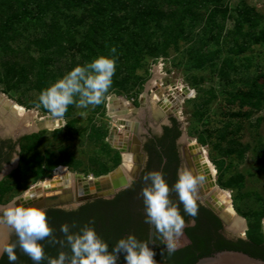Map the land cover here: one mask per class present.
Listing matches in <instances>:
<instances>
[{
    "label": "rangeland",
    "instance_id": "rangeland-1",
    "mask_svg": "<svg viewBox=\"0 0 264 264\" xmlns=\"http://www.w3.org/2000/svg\"><path fill=\"white\" fill-rule=\"evenodd\" d=\"M78 1L73 0L68 9L63 4L52 6L42 0V10L34 13L37 18L22 20L15 36L0 45V96L33 112V122L38 113L52 116L38 106V97L55 83L54 76L64 77L75 66L86 65L100 56L115 59L113 83L103 103L88 108L69 105L63 119L57 118L62 121L60 127L51 128L53 124L35 132L42 135L44 162L50 163L46 158L51 157L53 163L49 167L59 166L57 170L87 178L115 170L121 164L122 154L110 144L109 135L120 124L109 103L115 100L121 105H134L140 113L129 109L127 118L141 124L146 114L148 126L155 129L150 97L159 68L155 80L161 98H167L177 88L187 94L192 92L177 110L173 109L172 115L179 121L185 145L194 141L203 148L213 171L214 186L228 194L233 211L245 220L248 229L243 214L252 210L264 212V106L253 110L249 117L233 113L252 109L242 107L238 95L246 89L242 81L257 78L263 69L264 43H255L254 37L264 29V0H219L218 12L209 19V24L207 15L201 17L193 31L187 30L186 40L172 43L166 55L158 57L150 55L153 51L144 46L148 44L146 40L136 44L139 31L129 20L118 26L119 32L115 34L106 23L102 34L94 31L89 26L92 20L89 9L95 0H84L80 6L76 4ZM115 11L120 17L123 15L118 8ZM241 13L249 20L238 23ZM60 36L67 37L64 49L58 43ZM152 41L158 42L159 38L152 37ZM197 59L202 60L199 67ZM142 93L146 96L140 99ZM143 134L140 125V140ZM132 146L133 143L129 148ZM22 162V166H27L28 162L24 159ZM48 169L43 174L22 172L15 184V194H21L33 182L43 184L44 179L51 177ZM181 169L187 168L182 165ZM260 224L264 236V216ZM246 231L240 235L244 239ZM180 243L182 246L184 241L180 239Z\"/></svg>",
    "mask_w": 264,
    "mask_h": 264
},
{
    "label": "trees",
    "instance_id": "trees-1",
    "mask_svg": "<svg viewBox=\"0 0 264 264\" xmlns=\"http://www.w3.org/2000/svg\"><path fill=\"white\" fill-rule=\"evenodd\" d=\"M46 1L48 5L55 6L63 4L68 9L72 7L71 3H73V0ZM83 1L84 0H79L76 3L77 6L82 5ZM218 1L219 0H95V2L91 3L92 6L89 9L92 19L89 26L94 29V31L97 30V32L100 31L101 33L106 23L108 24L107 26L113 29V34H115V32H119L117 27L122 26L123 22L129 20L133 27L139 31L136 36V40H138L136 44L139 45L142 39L146 40L148 44H144V46L153 51L150 55L158 57L160 55H166L172 43L174 44L180 40H186L188 35L187 30L193 31L200 23L201 17L207 15L208 21L206 20V22L209 24V19L214 18L216 12H218ZM41 3L42 0H0V45L15 36L22 20L26 21L28 17L37 18V13L39 14V10L43 8ZM30 6L33 7L30 8ZM117 8L118 12L123 11L121 17L116 14L115 10ZM200 9H203V12ZM239 19L241 22L238 21V23H242L245 19L249 20L246 14L242 13ZM123 30L120 32L122 35ZM203 32L205 31L203 30ZM67 33L68 32L65 34L67 35ZM152 37H155V39L159 38V41L150 42ZM66 40L67 37L64 36L58 38V43L62 45L63 49ZM254 41L259 44L264 43V29L260 30L258 35L254 37ZM196 51L198 53L199 49ZM192 54L193 51L190 50L189 55H191V57ZM195 61H197L196 65L198 67L201 66L202 63L200 61L202 60L197 59ZM262 68L257 78L250 81H242L246 83V89L240 91L238 95L241 106H248L252 109L250 111L233 113L234 116L249 117L253 110L260 109L264 106V62ZM60 77H63V75L59 74L54 76V81L56 82V79ZM37 84L40 86L41 81H38ZM172 131H174L173 137H176L180 133L175 129ZM40 136H42L41 133L32 134L23 138L26 143L34 141L38 144L37 140L41 138ZM174 139L175 138H169L168 142H171V144H169V146L164 145V152L167 163H174V167H177L178 156L173 145ZM26 147L25 145V148ZM25 148L23 146V152ZM35 159L37 161L40 160L38 153H36ZM47 160L50 161V163L47 162L48 164H46L45 162L46 168H51L49 166L53 163V160L51 157L46 158V161ZM54 164H57V162ZM197 204L198 215L195 217L196 225L185 230V233L190 239V244L178 249L171 255H168L167 252H165L164 256H161V254L158 255L159 261L157 260V264H195L200 258L211 256L223 250L239 251L251 257L264 260V236L260 224L264 216L263 211L252 210L248 213H244L243 216L247 219L248 224V229L246 231L247 238L233 241L224 238L221 234L214 233L215 236H210L204 231L201 232L200 225H202V223L204 224L205 221L212 222V225L215 224L217 228L221 226V223L210 210L198 202ZM46 214L48 224L53 229V237L57 240H64V234L60 231L61 225L64 224L69 225L70 233L73 234L79 233L85 226L93 228L98 237L108 244L109 251H111L116 243L122 239V216L119 196L109 200L95 199L88 201L76 211H55L52 214ZM188 217L190 218L191 216L186 215L183 218L186 220ZM51 239L52 237H49L40 241L45 252V259L42 260L40 264H48V259L57 258L61 251L71 255V250L67 243L61 247L58 243H51ZM15 251L18 259L14 264H35V262L18 246ZM0 264H13V262L8 260L7 254H4L0 260ZM117 264H125V261L119 258Z\"/></svg>",
    "mask_w": 264,
    "mask_h": 264
},
{
    "label": "clouds",
    "instance_id": "clouds-1",
    "mask_svg": "<svg viewBox=\"0 0 264 264\" xmlns=\"http://www.w3.org/2000/svg\"><path fill=\"white\" fill-rule=\"evenodd\" d=\"M112 52H115L114 48ZM115 70V59L105 56L97 57L83 66L77 65L40 93L38 106H43L53 117L60 119H63L69 105H75L77 108L98 106L104 102L112 86ZM154 131L157 135H163L162 128ZM205 179L204 175L181 169L178 171L176 183L170 188L159 171L149 172L143 177L147 184L141 192L145 205V223L154 225L161 238L164 245L161 256H164L165 252L168 255L176 252L181 247L180 238L184 228L195 225L199 188ZM133 183V178L129 176L128 186L131 187ZM173 191L177 194L185 213L193 217L188 224L180 214L178 204L170 199V193ZM79 206L72 204L64 211H76ZM60 231L64 234V240L53 237L47 214L40 208L19 206L16 202L0 206V255L7 254L8 260L13 264L18 259L15 251L17 246L35 264H40L45 259L44 247L40 241L49 237H52L51 243H58L61 247L67 243L71 255L61 251L57 258H49L48 264H117L121 253L124 254L125 264H157L154 258L156 252L147 243L138 241L134 235L120 239L109 251L108 244L101 240L91 227L85 226L79 233L73 234L70 233L69 225L64 224L61 225ZM13 233L17 237V243L9 242Z\"/></svg>",
    "mask_w": 264,
    "mask_h": 264
},
{
    "label": "flooded vegetation",
    "instance_id": "flooded-vegetation-1",
    "mask_svg": "<svg viewBox=\"0 0 264 264\" xmlns=\"http://www.w3.org/2000/svg\"><path fill=\"white\" fill-rule=\"evenodd\" d=\"M166 102H168L167 98H161V101H159L157 106L156 105L153 106V103H151L150 105L151 111L154 112L157 116L160 115L158 111L159 110L158 107L165 105ZM123 104L127 106L125 103ZM170 106H172V108H170L171 110L167 109L164 111L162 115L163 118H161V121L159 123L154 121V126L155 125L157 126L155 129L162 128L163 135H157L153 129V125L148 126L147 124L148 117L146 114L144 116L145 118L143 119L141 118L140 125H142L144 129V134L140 137L142 138L140 140L141 142L140 152L143 154L142 166L136 178L133 179L134 183L131 185V187L127 186L123 189H120L112 198H110V199H114L117 196H119L121 216H122L121 217L122 239H126L129 235H134L138 241L147 243L149 223H145V218H146L145 205H144L143 197L141 195L142 189L146 187L147 184L143 180V177L149 172L159 171L163 174L165 181L171 188L178 179V171L180 170L181 166L182 165L185 166L183 157H182V149L185 143L181 139L182 132H181V128L179 125V121L176 116L172 115L173 114L172 112L174 111L173 105H170ZM138 112L140 113V111ZM38 116H39L38 119H36L37 122L40 121L43 117L44 118L46 117L48 119L50 118L51 121L53 120L54 127H51V128H57L62 125L61 120H58L57 118H54L52 116H47V115H43L39 113H38ZM127 116H124L125 118L121 119V121L127 119L130 122H133L134 127H135V123L138 121H135L133 119L130 120L129 118H127ZM38 123L40 124L41 122H38ZM39 124L35 128L27 129L20 135H18V133L16 132L9 131L4 124H0V206H8L12 204L13 202H16V204L19 206L27 207L28 206L27 203L29 201L31 203H34V202H37L38 200L43 201L46 199H51V198L53 199L55 198L57 194L60 193L59 191H61L56 188L54 189L48 188V186L51 183H57V182L60 183L61 177L55 176V171L57 170V168H59L58 166V167H53V168L48 169L50 172V176L52 178L50 177V178L44 179L43 184H41L40 181L33 182L30 188L28 187L21 194H15V191L17 189L15 184H16V181L20 179V174L22 172H27V173L29 172L31 174H36V173L43 174L45 172L46 165L44 162V158L42 157L43 149L41 150V148H43V139L38 138L37 140L38 144H36V142L34 141L29 142L30 143L29 144V143H26L23 138L25 136L36 134L35 133L36 131L39 132L40 130L46 129V128H43L44 126L41 128H38ZM134 127L132 128V133H131L132 135L130 136V139L133 136ZM125 128L129 129L130 127H126L120 124V127L116 128V130H119V132H116L117 135L121 136L122 133L125 132ZM173 129L180 132L179 135H177L176 137H173V132H174L172 131ZM169 138H175L173 140V145L176 149V153L178 156L177 167H174L175 166L174 163H167V160L165 158V152H164L165 146L164 145L169 146V144H171V142H168ZM158 143H161V144H158ZM25 145L27 146L26 148H25ZM130 145L131 144L125 145L122 143V149L126 147H130ZM23 146L25 148V151H24V153H26V155L24 154L25 156L22 155ZM36 153H38L40 157L39 161L35 159ZM22 159L28 162L27 166L21 165L23 163ZM70 175L73 176V174L71 173ZM64 179H68L69 185H70L71 180L69 178H64ZM37 187L41 189V192H42L41 198H36L37 195H35V192L32 194V191ZM67 191H64V193L65 192L67 193ZM170 199L174 203L178 204L180 214L183 217L186 216L187 214L184 211V207L182 204L179 203V198L174 191L170 193ZM197 202L200 203L202 206L206 207L208 210H210L207 206H205L201 202L199 197H198ZM69 205L70 204L63 205V206L60 205V206H53V207L52 206L44 207L42 210H44L48 214H52L55 211H64V209L68 207ZM65 212H68V211H65ZM192 219L193 217L186 218L185 220L186 224H188ZM217 219L221 223L220 227L217 228L215 224L212 225V222L205 221L204 224L202 223V225H200L201 232L204 231L205 233H208L210 236L212 235L215 236L214 233L221 234L222 236H224V238L233 240V241L237 239H244L242 238V236H240L241 232H239V235H236L234 233L233 235L229 234L223 222L218 217ZM195 225H196V220H195ZM194 226H187L184 228L183 236L180 238L181 240L184 241V244L181 247H179V249L190 244V239L188 235L185 233V230L189 227H194ZM4 234L5 235L7 234L6 230ZM9 242L17 243V237L14 233L11 234L9 238ZM163 247L164 245L162 244L161 238L159 237V234L155 230L153 250L156 252V256L154 257L156 261L159 259L158 255L161 254V249ZM3 255H0V260L3 257ZM119 258L125 261L123 253L119 255Z\"/></svg>",
    "mask_w": 264,
    "mask_h": 264
},
{
    "label": "water",
    "instance_id": "water-1",
    "mask_svg": "<svg viewBox=\"0 0 264 264\" xmlns=\"http://www.w3.org/2000/svg\"><path fill=\"white\" fill-rule=\"evenodd\" d=\"M177 91L173 90L174 96L168 97V102L175 104L176 101L177 105L174 106V110H177L179 108V104L177 102L184 99L185 95H182L181 93H175ZM146 94L142 93L140 96V99L145 98ZM120 101V100H119ZM110 104V103H109ZM114 105V104H113ZM113 105L108 106L109 109L112 108ZM127 108H129L133 112H138L139 109L136 108L134 105L129 104L128 106H121L119 108L120 112L126 113ZM110 115V114H109ZM112 116V115H110ZM151 117L153 118V121L159 123L161 121V117L155 116L153 112L151 111ZM120 124V122H118ZM123 125L126 127H129L131 125V122L129 120H123ZM139 122L135 123L134 131H133V137H132V148L126 147L122 149V143L125 144V138L127 136V133L123 132L121 136L112 135V131L109 135V142L110 144L119 149L122 154V161L121 164L112 172L100 176V177H92L93 179L86 180L81 175H74L75 180V186L72 190L68 191L67 193L64 191H67L68 189V179H62L60 180V183H51L48 188L50 189H58L60 193L55 196V198L46 199L37 201L34 203H31L30 201L27 203L28 206L31 207H37L40 209H43L44 207H50V206H63L67 204H79L81 201H92L95 199H110L112 198L120 189H123L128 186V177L131 176L133 179L136 178L143 162V154L140 152V139L138 138V129H139ZM18 133V135L22 134ZM123 138V139H122ZM182 141H184V138H181ZM123 141V142H122ZM203 148L197 144L196 142H191L190 144H186L183 146L182 149V157L184 164L187 168V170H190L193 172V174H199L204 175L206 177L204 184L199 188L198 197L200 198L201 202L207 206L225 225L226 229L228 228L230 224V218L228 216L229 212H225L230 203L229 197L224 194V191L216 188V190L212 191L210 194L205 193L212 190L214 186L213 181V175L211 174V168L208 166L205 161L204 155H203ZM127 156L128 158H133V165L132 169L129 171H126L124 169V156ZM194 157L196 161L198 162V165L201 166L200 168L195 169L192 160L190 157ZM207 158V157H206ZM196 164V163H195ZM83 178V179H81ZM78 179H81L78 181ZM92 180L95 183L96 189L93 187ZM32 191V190H31ZM35 192V195H37L36 198H41V189L39 187L35 188L32 193ZM34 195V196H35ZM207 195V196H206ZM33 197V196H32ZM216 197L221 198V201H214ZM228 197V198H227ZM216 203H219L218 205ZM231 205V204H230ZM219 206V207H218ZM247 229V227H246ZM228 230V229H227ZM229 231V230H228ZM154 232L155 228L154 225L148 224V240L147 244L150 248L153 249L154 246ZM195 264H264V260L257 259L254 257H251L243 252L239 251H232V250H223L220 252H216L211 256L203 257L197 260Z\"/></svg>",
    "mask_w": 264,
    "mask_h": 264
},
{
    "label": "bare ground",
    "instance_id": "bare-ground-1",
    "mask_svg": "<svg viewBox=\"0 0 264 264\" xmlns=\"http://www.w3.org/2000/svg\"><path fill=\"white\" fill-rule=\"evenodd\" d=\"M158 69H156L155 71V79L159 77V74H158ZM153 80L152 81V95H151V102L154 104V105H158L159 101H161V94H158L161 92V90H157V88L159 87L158 83H157V80ZM183 88V87H182ZM158 94H156L155 92ZM174 91H177L175 93H181L182 95H187V96H191L192 95V92L188 93L186 92V90H183L181 88H177L176 90ZM154 92V93H153ZM154 94H156L157 97L154 96ZM169 96H174L173 94V91H171V95H168ZM167 97V99H168ZM183 100L181 101H178V104H180V102H182ZM121 102V101H120ZM175 104L173 103H168L166 102L165 105L163 106H160L158 107V111L160 113V115H158L159 117L163 118V113L165 110L169 109L171 110L170 108H172V106L170 105H173V109H174V106L177 105L176 101L174 102ZM114 104V105H113ZM110 105H113L114 109H115V115L117 117H119V122L121 125H123V121H121V119L125 118L124 116H127L129 114V108H127L126 110V113H123V112H120L119 111V108L121 106H124V105H121L119 103H117V101L115 100H112ZM128 106V105H127ZM131 111V110H130ZM157 111V110H156ZM111 112V111H110ZM113 112V111H112ZM114 113V112H113ZM153 114H155L153 112ZM35 114L31 111H26L23 107L17 105L16 103H14L13 101L11 100H8L6 97H3V96H0V124H4L6 126V128L11 131V132H17V133H21V132H24L26 131L27 129H32L33 127H36L39 123L38 122H41L38 126V128H46V129H49L50 127L49 126H53L54 124V121L50 120V118H42L40 121H34L33 122V118H34ZM155 116H157L155 114ZM32 123V124H31ZM130 128H125V133H127V138H125V145L126 144H131L132 143V138L130 139V136L132 135V128L134 127V124L133 122H131V125L129 126ZM124 128V127H123ZM115 135H117L116 131H113L112 132V137ZM118 136V135H117ZM133 137V136H132ZM123 139V138H122ZM123 142V141H122ZM203 155H204V158H205V161H207V165L209 164L206 156H205V153L203 151ZM191 160H192V163L195 167V169L197 168H200L201 166L198 165V162L196 161V159L192 156L190 157ZM124 169H126V171H129L131 170L132 168V165H133V158H128L126 155L124 156ZM196 163V164H195ZM209 166V165H208ZM211 174L213 175V171H211ZM55 175L56 177H61L62 179L64 178H69L71 180V183L69 185L68 183V191L72 190L73 187L75 186V182L77 181V179L75 180V177L74 175H70L68 174L66 171H64L63 169H58L55 171ZM83 179V178H81ZM81 179H78V181H80ZM86 180L88 179H93L92 177H88V178H85ZM69 182V181H68ZM92 183H93V187L94 189H96L95 187V183L94 181L92 180ZM70 187V188H69ZM216 190V187H214L212 190H210L209 192H205V193H211L212 191ZM67 191V192H68ZM33 194V193H32ZM226 196H228V194L224 193ZM207 196V195H206ZM229 197V196H228ZM227 197V198H228ZM35 200V199H34ZM214 201H221V198L219 197H216L214 199ZM230 201V200H229ZM217 205L219 203H216ZM219 207V206H218ZM228 209L224 208L226 211L225 212H229L228 213V216L230 218V224L228 226V230L234 234H239V232H241L240 234L244 235L245 234V231H246V222L245 220L238 216L232 209L230 203L228 204L227 206Z\"/></svg>",
    "mask_w": 264,
    "mask_h": 264
}]
</instances>
